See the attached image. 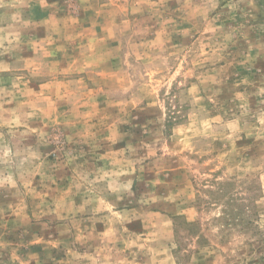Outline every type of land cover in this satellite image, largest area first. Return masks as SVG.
I'll return each instance as SVG.
<instances>
[{
    "label": "rangeland",
    "instance_id": "374dc122",
    "mask_svg": "<svg viewBox=\"0 0 264 264\" xmlns=\"http://www.w3.org/2000/svg\"><path fill=\"white\" fill-rule=\"evenodd\" d=\"M34 1L0 0V264H264V0Z\"/></svg>",
    "mask_w": 264,
    "mask_h": 264
},
{
    "label": "crops",
    "instance_id": "0c3cea01",
    "mask_svg": "<svg viewBox=\"0 0 264 264\" xmlns=\"http://www.w3.org/2000/svg\"><path fill=\"white\" fill-rule=\"evenodd\" d=\"M28 5H26V9L29 11V14H27V18H36V20L34 21H43L42 19L44 17H51V19H54V17L57 15V13L54 11L53 7H52V2L49 1L48 3L45 4V6L43 5V3L40 2H36L34 0H26ZM41 6H44L43 8H41ZM42 18V19H41ZM45 21V20H44ZM52 36V35H51Z\"/></svg>",
    "mask_w": 264,
    "mask_h": 264
},
{
    "label": "trees",
    "instance_id": "16d2710c",
    "mask_svg": "<svg viewBox=\"0 0 264 264\" xmlns=\"http://www.w3.org/2000/svg\"><path fill=\"white\" fill-rule=\"evenodd\" d=\"M183 225L185 227H187V229H189V228H192L193 226L196 227L197 226V223H196V221H194V222L183 221V223H181V226H183Z\"/></svg>",
    "mask_w": 264,
    "mask_h": 264
}]
</instances>
